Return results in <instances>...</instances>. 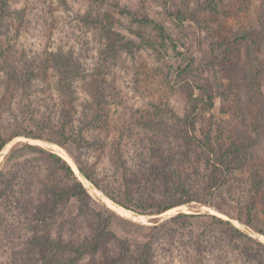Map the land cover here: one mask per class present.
Returning <instances> with one entry per match:
<instances>
[{"label": "rangeland", "instance_id": "1", "mask_svg": "<svg viewBox=\"0 0 264 264\" xmlns=\"http://www.w3.org/2000/svg\"><path fill=\"white\" fill-rule=\"evenodd\" d=\"M90 6L94 4H89L88 0H13L10 3L11 17L4 24L3 34L4 30L7 33L3 36L4 45L9 42L12 54H7L10 65L3 62L0 67L2 134L8 137L18 129L16 123L22 126L19 130L38 132L31 112L35 108L34 115L40 121L44 120V112L49 114L45 109L50 107L49 99L43 98L40 92L45 86H53L55 81L48 73L35 82L33 86L37 89L26 92L21 84L9 82L6 72L15 67L14 73L20 75L16 68L24 61L28 64L44 62L45 53L58 46L75 49L83 65L91 71L101 69L100 80L106 86L104 95L108 105L105 112L110 119L100 122L102 126L107 120L109 124L112 122L105 128L106 132L110 130L106 135L110 142L122 133L124 143L118 150L127 165L135 166L141 160L143 167L150 168L153 162L147 158L150 150L156 149L157 156L163 155L168 141H172L175 151L184 155L180 170L193 186L196 200L160 215H136L107 196L111 194L123 200L121 160L112 144L107 142L103 150L99 146L86 149L78 148L72 139L62 146L53 141L18 136L0 151V183L7 184L6 194L13 195L10 206L0 204V264H6L13 248L35 236L49 235L57 239L63 234L79 240L93 235L104 221L111 224L100 252L80 264L115 260L123 241L129 243L134 255L139 244L150 240L156 247V264H186V256L179 247L181 234L170 240L166 233V230L177 229L172 218L179 213L195 215L190 222L197 237L209 228L212 229L210 237L218 242L220 226L214 216L230 221L264 244L263 196L248 187L250 172L263 169L264 176V147H254L246 167L227 175V184L214 188L213 184L225 176L220 174V168L212 165L210 153L188 142L189 136L200 141L210 136L214 152L220 154L232 140L238 139V104L245 108L249 118L260 117V114L264 117V79H258L253 89L246 86L252 72L264 76V32L259 25L260 11L264 15V0H104L101 9L108 22L113 23L110 28L124 36L116 54L110 51L109 40L79 22L78 14H85ZM20 9L24 10L22 17L15 12ZM127 12L164 26L170 40L163 42L150 26L135 24L129 31L127 26H131L132 16ZM129 41L134 44L125 49L124 43ZM197 85L203 86L206 93H212V107ZM32 104L34 107L27 111ZM52 104L57 109L55 103ZM55 108L52 107L54 114H49L52 123L60 119ZM81 116L76 115L69 129L74 132V139ZM184 120L192 123V126L187 125V131ZM87 132L90 140L99 144L100 134L91 126ZM155 134L158 144L152 146L151 142L150 147H146L140 142ZM42 136L59 140L50 132ZM21 143L38 146L43 151L21 147ZM51 154L68 163L76 181ZM74 158L90 168L99 187L80 175ZM158 158L155 160L165 161L162 156ZM142 170L132 181L142 184L140 192L148 193L151 186L145 177L151 176L156 185L160 184L157 181L160 169L158 167L154 175ZM77 182L84 189L79 195L81 199L69 196L56 204L52 221L47 216L40 221L41 205L53 206L51 198L44 194L53 188H73ZM250 207L252 211L248 213ZM246 222L250 225L244 224ZM154 226L159 227L157 237L152 230ZM171 243L173 247L169 250ZM125 264H135L134 257Z\"/></svg>", "mask_w": 264, "mask_h": 264}, {"label": "trees", "instance_id": "2", "mask_svg": "<svg viewBox=\"0 0 264 264\" xmlns=\"http://www.w3.org/2000/svg\"><path fill=\"white\" fill-rule=\"evenodd\" d=\"M12 1L13 0H0V67L3 62L7 64V66L10 65L7 60L12 52H10L8 48L10 45L8 41L7 45H4L5 38L3 35L7 32L4 30L3 34V29L6 20L11 17V12L8 11V7ZM88 1L89 4H94V6H90V8L85 11V14H78L79 22L84 28L97 31L96 35L102 37L104 40H109L110 51L115 54L118 53L120 50L117 45L123 42L124 36L120 35L118 32L114 33L110 28L113 23L108 22L107 15L103 13L101 9L104 0ZM115 5L118 6L117 3H115ZM15 12L19 17H22L21 14H24L23 9L16 10ZM127 14L132 16L129 22L131 26H127L129 31L135 24L138 27L150 26L152 30L156 31L157 36L163 42L167 39L170 40L169 36L166 35L164 26L148 19V17H138L130 12H127ZM259 25L261 31L264 32V15L262 11H260ZM138 36L144 41L141 34H138ZM148 41L152 42L153 40ZM133 44V41H129L127 44L124 43V47L125 49H129V45ZM9 52L10 54H8ZM45 55H47V57L44 62L39 60L37 63L28 64V62L24 61V64L16 68L19 69L20 75L14 73L15 67L10 71L8 70L6 75L9 82L21 84L22 86L20 87L28 92L29 89H37V86L33 85L38 79L51 73L55 77L53 86H45L40 93L44 95L43 98L49 99L50 107L47 106L45 108L49 114H54L52 107H55L52 102L55 103L57 107V109H55L58 111L57 113L60 118L59 122L52 123L50 121L52 119L46 112L42 114L44 122L39 119L37 120V117L34 115L35 108H33L34 105L32 104L28 106L27 111L33 108L31 120L34 125L38 127V132L28 133L24 128L19 130V127L22 126L16 123L18 129L13 130L8 137H5L2 134V127L0 125V151L12 139L18 136L53 141L62 146L65 145V141L68 142L69 139H72L78 148L85 147L86 149L99 146L103 150L106 149V143L108 142L117 149L116 156L121 160L120 169L122 171L121 180L123 184L121 195L123 196V200H119L113 195L107 194L108 198L117 205L136 215L156 216L174 207L190 204L196 200L193 195V186L189 183L187 178L183 176L180 170L179 163L183 160L184 155L182 152L177 153V151H175L176 147L172 141H168L166 147L167 152L163 155L157 156L156 149L153 151L150 150V154H148L147 157L153 161L150 168L146 165L143 167L141 160H138L135 166L127 165L123 158L124 155L118 150L120 147H123L124 143L122 133H120L115 140L109 141L110 138L106 135L110 133V130L106 132L105 128H109L112 122L109 124L110 122L107 120L106 125L109 124V127H106V125L102 126L100 122L101 119H110L109 114L105 112L108 105L106 102L107 98L104 95L106 86H104L100 80L102 75L101 69L91 71L89 67L83 65L77 58L75 49L73 50L70 48L69 50H65L63 45L58 46L49 53H45ZM260 78L264 79V76L258 74L257 71L252 72L246 86L253 89ZM94 82L96 86H90ZM196 87L202 94H205L208 105L212 107V93H206L201 85H197ZM220 96L224 98L223 93H220ZM245 112V108L241 104H238L236 109V117L238 118V134L236 138L238 139L232 140L228 144V147L220 154L214 152L210 136H205L201 141L193 136H189L188 138V142L193 145L196 144L197 147L212 155V165L216 168H220V174L225 176L223 180H218L213 184L214 188L227 184V175H232L234 171L242 170L246 167V162L250 160L251 151L254 147H264V117L262 118V114H260V117L253 116L249 118L247 112ZM76 115L82 116L78 120L80 126L76 128V139H74V132H69V129ZM182 122L186 125V131L187 125L192 126L191 122H186V120ZM89 126L93 127L95 131L100 134L99 141L101 143L99 142V144H96L90 140V136L87 132ZM47 132L55 135L59 140L42 136L46 135ZM157 137L156 134L155 136L149 135L146 138L147 140L142 139L140 142L144 143L146 147H150V143L152 142V146H154V144H158ZM21 147L43 151L42 148L28 143H21ZM160 156L165 158V161L155 160L159 159L158 157ZM51 157L60 161L61 167L65 173L76 181L75 175L67 162L54 154H51ZM79 158H74V162L80 175L94 184V186L99 187L90 168L83 165ZM158 167L161 176L157 181H160V184L156 185L155 181H152L151 176H147L145 177V181L146 183H150L151 188L148 190V193L140 192L142 184L133 182L132 177H136L142 169L143 172L154 175V172L158 171ZM262 170L263 169H257L255 173L253 171L249 173L250 183L248 187H250L254 193L259 192L261 196H263L261 203L264 204V176ZM5 189H7V184H4V182L0 183V204L7 208V206H10V199L13 198V195L6 194L7 190ZM82 193H84V189L79 182L70 189L53 188L51 191L46 192L44 196L48 199L51 198L49 201L53 203V206L48 208L47 205H45L46 203L41 205L42 207L39 208L40 221L42 219L44 220L46 216L48 220L52 221L53 211L57 203L67 200L69 196H77L80 198L79 195ZM254 193L253 196L255 195ZM251 211L250 207L248 213ZM194 217L195 215L192 214L179 213L172 218L177 229L171 232L166 230L168 239L170 238V240L175 239L176 234H181V244L179 247L183 249L181 250L183 251L182 254L186 256V264H264V244L257 239H253L248 234L237 229L230 221L214 216L213 219L220 226V228H218V242L213 241L214 238L210 237L212 229L209 228L197 237L192 231V223L190 222ZM39 219H35V221H39ZM110 224L111 222L104 221L103 225H101L93 235L85 236L79 240L69 239L63 234H60L57 239L51 238L49 235H41L40 237L35 236L18 248H13L10 255L7 256L6 264H80L83 259L87 257L92 258L100 252ZM244 224L250 225L249 222ZM152 230L157 237L159 227L154 226ZM153 245L152 240L139 244L136 253L132 255L131 246L127 241H123L120 247L119 257L109 262L106 261L104 264H125L130 257H134L135 264H156V247ZM171 245L172 243L170 244L171 248H168L169 250L173 247ZM169 250H167V252ZM232 252H234V254H232Z\"/></svg>", "mask_w": 264, "mask_h": 264}]
</instances>
